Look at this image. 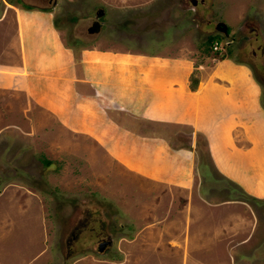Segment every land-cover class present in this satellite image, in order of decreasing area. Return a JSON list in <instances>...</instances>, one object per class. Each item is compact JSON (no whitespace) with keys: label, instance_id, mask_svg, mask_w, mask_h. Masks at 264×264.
I'll return each instance as SVG.
<instances>
[{"label":"rangeland","instance_id":"obj_1","mask_svg":"<svg viewBox=\"0 0 264 264\" xmlns=\"http://www.w3.org/2000/svg\"><path fill=\"white\" fill-rule=\"evenodd\" d=\"M5 2L36 8L54 4V22L64 23L73 35L70 39L64 34L67 42L87 36L86 28L94 29L95 20H106L109 29L118 21L112 17L116 12L185 10L192 15L197 52L210 33L220 36V49L211 46L212 55L225 53L228 42L230 55L247 63L259 82L264 109V0H0V10ZM13 94L0 96V264H264V199L255 201L223 181L201 136L191 145L189 129L163 132L169 148L190 151L189 177L183 173L189 161L163 151L160 140L129 139L121 145L123 135L107 129L103 142L114 137L109 147L115 159L146 158L156 164L152 167L161 180L173 184L140 180L124 163L104 154L96 159L92 149L78 169L74 165L79 164L62 154L63 129L40 137L36 126L15 122L32 114L25 110V99ZM27 132L38 135V142ZM152 132L139 134L152 138ZM43 160L54 163L43 166ZM263 175L255 182L258 193L263 191ZM187 179L188 190L174 185ZM86 215L89 226L78 230ZM106 232L111 234L110 246L97 252L98 238Z\"/></svg>","mask_w":264,"mask_h":264},{"label":"crops","instance_id":"obj_2","mask_svg":"<svg viewBox=\"0 0 264 264\" xmlns=\"http://www.w3.org/2000/svg\"><path fill=\"white\" fill-rule=\"evenodd\" d=\"M1 6L0 96L16 93L25 99V110L32 115L15 122L36 126L40 137L63 129L66 136H60L59 142L65 145V160L72 158L80 169L92 149L96 159L104 154L124 163L140 180L173 184L161 180L152 167L156 164L146 158L115 159L109 147L115 144L114 137L104 142L103 138L110 128L123 135L121 145L129 139L160 140L163 151L189 161L183 173L192 177L190 151L171 149L162 138L165 129H189L190 144L196 136L203 138L210 164L220 177L248 196L264 199V175L262 193L255 186L264 173L261 86L249 65L233 55L218 59L203 49L197 52L191 13L116 12L112 17L118 21L111 22L109 29L106 20L100 24L95 20L94 29L86 28L87 36L67 42L64 23L53 20L54 4ZM125 18V25H119ZM191 77L196 79L194 89L189 87ZM12 106L20 109L17 103ZM150 129L152 138L140 135ZM28 134L38 142V135ZM72 144L76 150L70 149ZM174 185L188 190L190 179Z\"/></svg>","mask_w":264,"mask_h":264},{"label":"trees","instance_id":"obj_3","mask_svg":"<svg viewBox=\"0 0 264 264\" xmlns=\"http://www.w3.org/2000/svg\"><path fill=\"white\" fill-rule=\"evenodd\" d=\"M23 6H25L27 8H30V6L27 5V4H24ZM225 30L228 31V28L226 27ZM219 41H220V36H218L216 34H209V35H207L206 38H205V40H204V42H203V52H205V53L208 54L210 52V50H211L212 44L215 43V42H219ZM230 52H231L230 51V48L227 47L225 53L224 52L223 53H221V52H215L214 56L216 58H218V59L230 58ZM251 72H252V70H251ZM252 74H253V72H252ZM253 77H254V75H253ZM195 86H196V79L194 77H191L190 78L189 87L191 89H194ZM53 163H54V161H51V160H43V162H42L43 166H46L47 164H50L51 165ZM223 181L228 182V183L234 185L235 187L238 188V190L241 192L242 195L248 196L235 183H233V182H231V181H229V180H227L225 178H223ZM35 188H37V187L35 186ZM248 197H250V196H248ZM252 199H254L255 201H259V199H255V198H252ZM125 225H126L127 229H130L132 227V225H130V223L129 224H125Z\"/></svg>","mask_w":264,"mask_h":264},{"label":"flooded vegetation","instance_id":"obj_4","mask_svg":"<svg viewBox=\"0 0 264 264\" xmlns=\"http://www.w3.org/2000/svg\"><path fill=\"white\" fill-rule=\"evenodd\" d=\"M223 33L226 35V34H228V31L223 32ZM226 46L229 47L231 50V47L229 46L228 42H226ZM86 220H87V222H86ZM89 224H90V220H89L88 215H86V216H84V218H81L78 230L88 227ZM90 229H92V228L90 227ZM110 241H111V234L106 232V235L104 237L98 238V242L96 243V251L97 252H103L104 250L107 251V249L110 246Z\"/></svg>","mask_w":264,"mask_h":264},{"label":"built area","instance_id":"obj_5","mask_svg":"<svg viewBox=\"0 0 264 264\" xmlns=\"http://www.w3.org/2000/svg\"><path fill=\"white\" fill-rule=\"evenodd\" d=\"M213 49H217V46H216V44H215V45H213Z\"/></svg>","mask_w":264,"mask_h":264}]
</instances>
